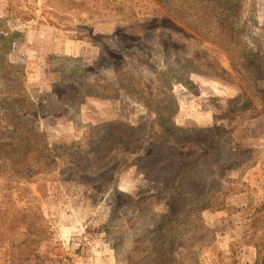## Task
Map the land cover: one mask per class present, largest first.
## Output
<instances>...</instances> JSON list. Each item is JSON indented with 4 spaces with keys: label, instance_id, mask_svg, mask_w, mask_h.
<instances>
[{
    "label": "rangeland",
    "instance_id": "obj_1",
    "mask_svg": "<svg viewBox=\"0 0 264 264\" xmlns=\"http://www.w3.org/2000/svg\"><path fill=\"white\" fill-rule=\"evenodd\" d=\"M137 1L97 19L59 0H0V17L13 10L6 28L20 33L0 47V76L7 87L16 73L23 113L12 119L33 134L16 139L20 150L49 153L47 164L30 161L17 176L8 156L19 144L0 147V264H153L161 252L183 264L264 261V0H235L242 64L227 37H208L164 0ZM170 124L223 133L213 161L212 149L197 152L206 172L226 164L223 194L201 213L214 231L207 247L159 237L187 170L174 162L148 178L146 157ZM118 125L132 134L112 132ZM16 179L28 190L8 186ZM26 214L37 233L21 225L11 242L6 225ZM40 226L47 236L32 243Z\"/></svg>",
    "mask_w": 264,
    "mask_h": 264
},
{
    "label": "trees",
    "instance_id": "obj_2",
    "mask_svg": "<svg viewBox=\"0 0 264 264\" xmlns=\"http://www.w3.org/2000/svg\"><path fill=\"white\" fill-rule=\"evenodd\" d=\"M60 4L63 6V9L69 11L73 14H86L90 17L97 19H108L114 18L118 13H123L128 10L131 6L137 5V0H59ZM165 5H170L171 10L178 18L186 22L198 21L201 23L199 30H201L208 37L219 36L227 37L230 39V42L223 43L225 47L229 49L232 53H236L240 58V64H242L243 53L247 52V48L242 45L241 40L238 39V34H240L241 29L235 27L234 23L236 19H233L235 15L238 14L236 11V1L226 2L227 0H164ZM13 10L10 7V16L13 14ZM10 16L0 17V47L8 43L12 45L13 38L17 35H20L18 32H13L6 28L5 24L10 19ZM233 19V20H232ZM141 29V28H140ZM211 33V34H210ZM12 48V47H11ZM1 51V50H0ZM16 74V73H15ZM14 74V75H15ZM11 76L9 80L10 86L5 87L4 76H0V100H2L4 111L7 114L8 121L2 122L0 116V147L9 141L14 142L16 140L17 147L13 148L12 153L8 156L16 158L12 160L14 165L17 167L16 170L12 171L13 175H20L22 169L29 167L30 161H38L41 159L47 164L48 151L46 147L42 149L41 152H35L33 146H26L24 150H20L21 143L17 141L16 138H19L21 142V134L23 138H32L31 133H24L25 124L23 122L14 121L12 119L13 115L17 119L18 113H23L20 108H17V102L22 99L23 96L19 99L17 91L21 88L18 87L19 83L15 76ZM31 98H28V101H25L24 108L29 113L33 109V104ZM118 128H121V134H125L127 137L132 134L130 129L124 128L122 125L118 127L114 126L111 128L112 132L118 131ZM13 130V131H12ZM13 133V134H12ZM12 134V135H11ZM223 133L219 132L218 129L214 128H200V127H189L184 128L176 126L175 124H170L166 131L164 130V136L158 148L155 149L152 153H149L146 157L147 165V175L149 179H160L155 178L154 174L148 173L155 166L159 167V171L172 166L175 163L179 165L186 166L187 170L184 176L180 180V185L178 189L173 192L170 196L167 206H166V220L163 222V227L160 230V238H169V239H179L187 243L188 246H192L195 249V244L198 246L203 245L207 247L210 243L211 236L214 237V231L204 223V220L201 218V213L205 210L213 209L216 206L219 198L221 197L223 186H222V176L225 174L226 164H218L217 169L214 172H206L200 167V164L197 162V152L208 149H212L213 153L210 155V160L213 161L216 156L217 140ZM117 135V134H116ZM167 135L170 136L171 140L167 138ZM184 140V141H182ZM206 142H202V141ZM25 143V140H24ZM13 144V143H12ZM8 150V146L5 148ZM19 156L17 157V152ZM232 154H235V151L240 152V146L238 145L236 150H230ZM163 159V166L161 160ZM209 160V161H210ZM1 176V172H0ZM18 179V178H17ZM9 182L8 186L16 188L17 190H25L27 188H22L21 185H16L15 181ZM227 193V192H226ZM15 199L18 198V194L14 196ZM20 211H27L26 208L21 209ZM26 213V212H25ZM13 217V216H12ZM13 221L6 225L7 234L9 235L11 242H17L16 235L14 232L21 226H27L29 230V235L32 236L37 233V224L33 222L30 214L23 215L21 220H18L17 216L14 215ZM16 219V220H15ZM40 221V218L38 219ZM40 233L35 235L32 238V243H39L42 238L44 239L47 236V230L40 226ZM210 234L209 239L204 241L203 239L206 235ZM45 236V237H43ZM14 237V240L12 239ZM26 244V242H23ZM21 245V244H20ZM15 247V245H14ZM257 248V246L255 245ZM21 255V252L19 253ZM164 253H159L156 263L153 264H183L182 262L172 261L167 259ZM37 255V253H36ZM224 264V263H222ZM232 264H236V261H233ZM256 264H264L263 256L259 255L256 260Z\"/></svg>",
    "mask_w": 264,
    "mask_h": 264
}]
</instances>
